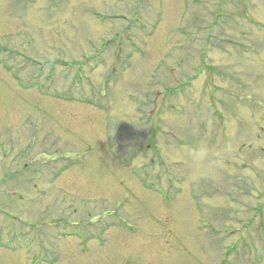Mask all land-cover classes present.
Masks as SVG:
<instances>
[{"label":"rangeland","instance_id":"rangeland-1","mask_svg":"<svg viewBox=\"0 0 264 264\" xmlns=\"http://www.w3.org/2000/svg\"><path fill=\"white\" fill-rule=\"evenodd\" d=\"M0 264H264V0H0Z\"/></svg>","mask_w":264,"mask_h":264},{"label":"clouds","instance_id":"clouds-1","mask_svg":"<svg viewBox=\"0 0 264 264\" xmlns=\"http://www.w3.org/2000/svg\"><path fill=\"white\" fill-rule=\"evenodd\" d=\"M187 164L194 173L208 172L212 174L220 166L219 157L213 158V154L205 142H200L187 154Z\"/></svg>","mask_w":264,"mask_h":264}]
</instances>
